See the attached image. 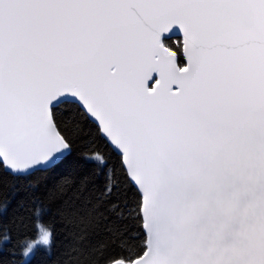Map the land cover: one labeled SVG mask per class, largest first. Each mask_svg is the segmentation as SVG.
I'll list each match as a JSON object with an SVG mask.
<instances>
[{
    "label": "snow or ice",
    "instance_id": "obj_1",
    "mask_svg": "<svg viewBox=\"0 0 264 264\" xmlns=\"http://www.w3.org/2000/svg\"><path fill=\"white\" fill-rule=\"evenodd\" d=\"M174 26L175 50L162 39ZM101 141L142 193L143 229L161 157L219 143L264 160V0H0V211L17 197L18 207L35 203L40 177L61 176L63 191L94 161L81 188L106 169L99 202L115 196L107 212L119 217ZM34 215L49 246L39 206ZM103 230L89 264H125L104 252L118 244L131 255L133 243L114 225Z\"/></svg>",
    "mask_w": 264,
    "mask_h": 264
},
{
    "label": "clouds",
    "instance_id": "obj_2",
    "mask_svg": "<svg viewBox=\"0 0 264 264\" xmlns=\"http://www.w3.org/2000/svg\"><path fill=\"white\" fill-rule=\"evenodd\" d=\"M146 222L142 264H264V160L219 143L161 157ZM38 243L39 230L20 241L23 254Z\"/></svg>",
    "mask_w": 264,
    "mask_h": 264
},
{
    "label": "trees",
    "instance_id": "obj_3",
    "mask_svg": "<svg viewBox=\"0 0 264 264\" xmlns=\"http://www.w3.org/2000/svg\"><path fill=\"white\" fill-rule=\"evenodd\" d=\"M168 45L172 47V42L168 41ZM96 148L108 155L107 166L114 169L113 179L117 181L114 191H118L120 197V216L107 212V206L116 199L115 196L104 203L99 202V193L106 183V169L101 176L90 179L81 188V178L88 175L89 169L95 166L94 161L82 162L84 168L76 173L73 183L63 185V191L57 187L62 180L61 176L40 177L38 186L34 190L30 189L31 194L38 198L35 203L25 198L23 207H18L20 197H17L6 211H0V257L14 264H89L90 257L96 255L92 252L93 246L105 239L108 233L103 229L109 225H114L122 233V238L133 243L135 253L130 255L127 249L115 244L105 250L104 258L113 262L123 259L125 263H131L142 257L146 251L143 246L146 236L141 213L137 216V202L142 204L141 195L130 182L121 157L112 151L107 142L101 141ZM80 150L86 151L88 146L83 145ZM37 206L41 209L40 222L51 229L52 241L49 246L37 248L26 262L20 241L35 240L38 235L34 227ZM5 226L8 228V240L3 238Z\"/></svg>",
    "mask_w": 264,
    "mask_h": 264
},
{
    "label": "water",
    "instance_id": "obj_4",
    "mask_svg": "<svg viewBox=\"0 0 264 264\" xmlns=\"http://www.w3.org/2000/svg\"><path fill=\"white\" fill-rule=\"evenodd\" d=\"M176 37H179V38L182 39V33H181V31L179 30L178 26H174L173 29H172L169 33L165 34V35L162 37V39H163V38H164V39H172V38H176ZM185 63H186V61H185ZM150 86H151V84H150ZM107 143L109 144V146H110L112 149L114 148V146H112V145L110 144V142H107ZM119 156L122 158V154H120ZM122 164H123V163H122ZM123 167H124V169H125V171H126V166L123 165ZM126 173H127V172H126ZM128 178H129L130 182L132 183V185H133V186L136 188V190L139 192L138 185H136L135 182L131 180V177L128 176ZM139 193H140V192H139ZM140 195H141V198H142V193H140ZM141 217H142V213H141ZM143 231H144V234H145V236H146V230L143 229ZM125 264H131V263H125Z\"/></svg>",
    "mask_w": 264,
    "mask_h": 264
},
{
    "label": "rangeland",
    "instance_id": "obj_5",
    "mask_svg": "<svg viewBox=\"0 0 264 264\" xmlns=\"http://www.w3.org/2000/svg\"><path fill=\"white\" fill-rule=\"evenodd\" d=\"M163 39H164V38H163ZM164 40L167 41L168 39H164ZM167 43H168V42H167ZM43 246H44V245L38 243V244L34 247L33 251H32L31 253H29V255H28L27 257L25 256V261L28 262V261L31 259V257L33 256V254L35 253L36 249H37V248H40V247H43Z\"/></svg>",
    "mask_w": 264,
    "mask_h": 264
},
{
    "label": "flooded vegetation",
    "instance_id": "obj_6",
    "mask_svg": "<svg viewBox=\"0 0 264 264\" xmlns=\"http://www.w3.org/2000/svg\"><path fill=\"white\" fill-rule=\"evenodd\" d=\"M182 40L181 38H179V37H176V38H172V39H168L167 40V42L168 41H171L172 42V48H173V50H175L176 49V47H177V45H176V40ZM171 47V46H170Z\"/></svg>",
    "mask_w": 264,
    "mask_h": 264
},
{
    "label": "bare ground",
    "instance_id": "obj_7",
    "mask_svg": "<svg viewBox=\"0 0 264 264\" xmlns=\"http://www.w3.org/2000/svg\"><path fill=\"white\" fill-rule=\"evenodd\" d=\"M108 144V143H107ZM109 145V144H108ZM111 148V147H110ZM112 149V148H111ZM122 159V158H121Z\"/></svg>",
    "mask_w": 264,
    "mask_h": 264
}]
</instances>
